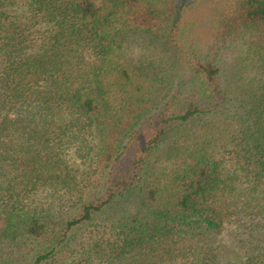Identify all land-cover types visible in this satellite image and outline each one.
<instances>
[{"label": "trees", "instance_id": "16d2710c", "mask_svg": "<svg viewBox=\"0 0 264 264\" xmlns=\"http://www.w3.org/2000/svg\"><path fill=\"white\" fill-rule=\"evenodd\" d=\"M0 264H264V0H0Z\"/></svg>", "mask_w": 264, "mask_h": 264}, {"label": "rangeland", "instance_id": "374dc122", "mask_svg": "<svg viewBox=\"0 0 264 264\" xmlns=\"http://www.w3.org/2000/svg\"><path fill=\"white\" fill-rule=\"evenodd\" d=\"M201 12L204 19V15L209 13V9L203 8L194 10L193 15L197 17V14ZM198 20V19H197ZM122 39V38H121ZM131 39H127L126 46L129 45L128 51H130V62L133 67H136L139 71H145L143 67L149 73L156 74L161 70L166 71L173 67L174 56L171 50H169L165 40L163 38H154L147 35L135 36L134 41L130 43ZM256 69L251 66V62L243 61L237 65V75L235 82H244L245 84L256 74ZM168 73V72H167ZM165 74V73H163ZM162 75V74H161ZM159 75V78L162 76ZM238 78V82L237 79ZM243 128L246 124H240Z\"/></svg>", "mask_w": 264, "mask_h": 264}]
</instances>
